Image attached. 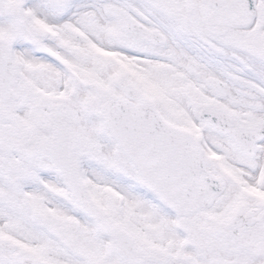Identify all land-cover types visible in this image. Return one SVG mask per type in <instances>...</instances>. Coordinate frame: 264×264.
Returning <instances> with one entry per match:
<instances>
[{"label": "snow or ice", "instance_id": "1", "mask_svg": "<svg viewBox=\"0 0 264 264\" xmlns=\"http://www.w3.org/2000/svg\"><path fill=\"white\" fill-rule=\"evenodd\" d=\"M0 264H264V0H0Z\"/></svg>", "mask_w": 264, "mask_h": 264}]
</instances>
